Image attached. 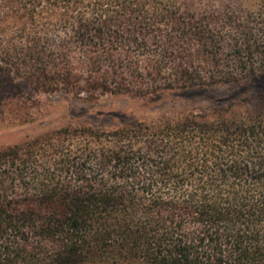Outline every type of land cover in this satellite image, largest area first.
<instances>
[{
    "label": "trees",
    "instance_id": "1",
    "mask_svg": "<svg viewBox=\"0 0 264 264\" xmlns=\"http://www.w3.org/2000/svg\"><path fill=\"white\" fill-rule=\"evenodd\" d=\"M250 78L264 80V4L0 0V122H28L31 93ZM0 264H264V94L0 146Z\"/></svg>",
    "mask_w": 264,
    "mask_h": 264
},
{
    "label": "rangeland",
    "instance_id": "2",
    "mask_svg": "<svg viewBox=\"0 0 264 264\" xmlns=\"http://www.w3.org/2000/svg\"><path fill=\"white\" fill-rule=\"evenodd\" d=\"M241 1L248 10L264 4V0ZM237 3L232 1L227 4L236 7ZM222 4V1L215 3L217 7ZM258 94H264V80L260 78L211 88L165 91L144 98L104 95L88 101L86 95L78 98L61 92L31 93V100H34L29 109L31 119L25 123L12 120L0 122V146L21 143L27 138L66 124H85L104 130L132 121H152L162 115L210 110Z\"/></svg>",
    "mask_w": 264,
    "mask_h": 264
}]
</instances>
